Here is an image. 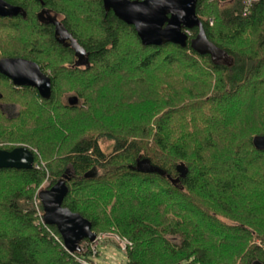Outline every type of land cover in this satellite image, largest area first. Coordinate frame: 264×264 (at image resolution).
I'll list each match as a JSON object with an SVG mask.
<instances>
[{"label": "trees", "instance_id": "trees-1", "mask_svg": "<svg viewBox=\"0 0 264 264\" xmlns=\"http://www.w3.org/2000/svg\"><path fill=\"white\" fill-rule=\"evenodd\" d=\"M5 1L27 16H0V59L38 63L53 91L44 99L0 73V149L35 155L33 169H0V263L93 261L91 247L71 253L52 237L62 238L56 226L36 223V191L71 169L63 206L97 235L128 239L127 264H264V151L253 143L264 135V0L198 1L209 41L228 60L190 45L145 46L103 0H69L61 24L86 50L85 66L38 18L45 8L59 14L55 0ZM18 35L29 54L2 45ZM59 59L67 63H49L50 75L42 61ZM63 82L78 105L57 99ZM146 162L152 170L137 169Z\"/></svg>", "mask_w": 264, "mask_h": 264}, {"label": "water", "instance_id": "water-1", "mask_svg": "<svg viewBox=\"0 0 264 264\" xmlns=\"http://www.w3.org/2000/svg\"><path fill=\"white\" fill-rule=\"evenodd\" d=\"M199 0H103L106 11H112L124 23L135 28L137 35L145 46H162L172 43L186 48L188 45L200 54L209 53L214 60H228L227 54L209 41L204 24L197 14ZM26 17V11L5 0H0L1 17ZM59 42L69 44L76 51L77 66L88 64L87 52L73 38L72 34L61 23H54ZM198 28L197 36L189 42L188 31ZM0 73L9 78L17 87H31L44 99H50L53 91L52 78L41 66L26 58L6 57L0 59ZM78 96H71L69 104L76 106ZM254 146L264 151V135L254 138ZM149 162L139 166L138 170H147ZM34 153L26 146H18L12 150L0 149V169H33ZM150 169L153 168L150 165ZM64 175L50 188L39 193L43 209L44 222L56 226L63 238L67 250L71 253L83 252L81 244L85 240L94 242L98 235L93 231L92 223L80 213L73 212L63 206L69 193L68 179L72 170L67 169ZM97 176L92 169L85 174L86 178ZM1 264V263H0ZM253 264H263L256 260Z\"/></svg>", "mask_w": 264, "mask_h": 264}, {"label": "rangeland", "instance_id": "rangeland-1", "mask_svg": "<svg viewBox=\"0 0 264 264\" xmlns=\"http://www.w3.org/2000/svg\"><path fill=\"white\" fill-rule=\"evenodd\" d=\"M55 1H56V4H57V8L56 9H57V11H59L60 17L61 18L66 17L67 13L64 10V3L68 6V3L70 1L69 0H55ZM210 1H212V0H210ZM73 2H76V0H72V3ZM205 18L206 19L207 18L210 19L212 17L205 16ZM212 21H213V19H210L211 23H212ZM27 38L18 35V37H16V39L14 40L13 43H9V42L7 43L6 42V43H2V45L5 47V50L12 48L14 50H20L21 53H24L23 55H27L31 51V48H28V43H26ZM2 50H3V48H2ZM2 50H1L0 54H2ZM51 60H49V61L46 60V61H42V62L45 63V66H46V64L48 66L49 63H51L52 65L53 64H60V65L62 64V65H64L65 63H67L66 61L65 62L63 61L64 59H59V60H56V61H51ZM218 60H224V59L221 58V59H218ZM45 69L48 71V73L50 75L54 74V72H53L54 69L51 68L50 66L45 67ZM1 85L3 86V84H1ZM75 91L76 90H75L74 86L63 82L59 86V92H58V95H57V99L59 101L64 102V103L68 102L69 98L71 96H73ZM80 102H82V101L80 100ZM4 111L9 116H14V115H16V113L18 111V107L17 106H7V107H4ZM109 144L110 143H106V144L104 143L103 146L106 147ZM16 147H18V146H16ZM36 152L39 154V158L38 159H39L40 165L41 166H46L47 161L45 162L44 159H42V157L40 155V152L38 150H36ZM49 183H50V180L47 178L43 182V184L38 188V190L36 191V194H35V195H38V198H39V193L44 188H46V189L49 188ZM35 198H36V196H35ZM40 204H41V206H40ZM35 207H36V216H37L36 223L37 222L40 223V224L42 223L44 226H51V225H47L44 222V209H43V205H42V202H41L40 198H39V201H37L35 203ZM102 235H106L107 237L106 236H102ZM52 237L55 239L56 242H58L57 237H55V235H52ZM100 237H102V239H101V241L99 243V246H98L99 254L95 253L96 252L95 248H94L96 246L95 243L88 244L87 248L90 249V247H91V249L93 250L92 254H91L92 258H93V261L91 262V261H88L86 259H82L81 258L80 261H82V264H127L126 252H124V250L121 249V247H120L121 240H120V238H118L119 236L115 235V234L101 233ZM123 239H126V238H123Z\"/></svg>", "mask_w": 264, "mask_h": 264}, {"label": "built area", "instance_id": "built-area-1", "mask_svg": "<svg viewBox=\"0 0 264 264\" xmlns=\"http://www.w3.org/2000/svg\"><path fill=\"white\" fill-rule=\"evenodd\" d=\"M52 235H55V234H52ZM103 236H106V235H103ZM55 237H57V240H58V242L64 247V248H66V246H65V243H64V241H63V238H61V237H59L58 235H55ZM107 237V236H106ZM120 238V237H119ZM101 239H102V237H100V235H98V238H97V240L96 241H94V242H90V241H84V242H82V244H81V247H82V250L83 251H87V245L88 244H92V243H95V253L97 254V251H98V246H99V243H100V241H101ZM120 240H121V242H120V247H121V249H123L124 250V252H127V250H128V247L131 245V242L128 240V239H121L120 238ZM67 249V248H66Z\"/></svg>", "mask_w": 264, "mask_h": 264}, {"label": "flooded vegetation", "instance_id": "flooded-vegetation-1", "mask_svg": "<svg viewBox=\"0 0 264 264\" xmlns=\"http://www.w3.org/2000/svg\"><path fill=\"white\" fill-rule=\"evenodd\" d=\"M18 16H22V15H18ZM26 16H27V13H26ZM38 18H40V20L44 21L45 23H50V25L53 24L52 26H54L55 32H56V27L54 23H57V22L62 23V19L59 16V14H57L54 10L48 9V8L41 10L38 13Z\"/></svg>", "mask_w": 264, "mask_h": 264}, {"label": "bare ground", "instance_id": "bare-ground-1", "mask_svg": "<svg viewBox=\"0 0 264 264\" xmlns=\"http://www.w3.org/2000/svg\"><path fill=\"white\" fill-rule=\"evenodd\" d=\"M34 156H35V155H34ZM44 189H46V188H44ZM44 189H43V190H44ZM42 216H43V215H42ZM102 236H103V235H102ZM118 238H119V237H118Z\"/></svg>", "mask_w": 264, "mask_h": 264}]
</instances>
